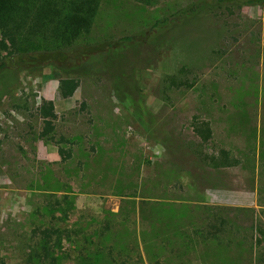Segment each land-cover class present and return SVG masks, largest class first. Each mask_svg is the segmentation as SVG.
Here are the masks:
<instances>
[{
	"label": "rangeland",
	"instance_id": "374dc122",
	"mask_svg": "<svg viewBox=\"0 0 264 264\" xmlns=\"http://www.w3.org/2000/svg\"><path fill=\"white\" fill-rule=\"evenodd\" d=\"M195 1L100 0L88 35L74 45L147 30ZM190 28L181 38L186 47L161 50L144 62L140 92L128 93L137 98L140 120L117 98L110 73L48 66L18 75L0 101V261L42 264L29 261L35 230L58 227L69 234L55 264H222L223 254L229 264H264V238L254 228L264 225V4L206 11ZM167 74L193 86L165 87ZM64 77L80 83L72 97L61 99L57 87ZM43 98L54 100L57 111L46 137L37 113ZM194 117L213 129L204 150L228 149L239 164L202 165L187 145L198 141ZM143 201L186 211L189 238L206 234L219 248L232 235L245 245L234 243L222 255L204 254L203 242L186 251L171 246L173 230L164 227L165 235L145 249ZM238 208L252 210L237 215ZM214 212L237 222L228 232L209 233L205 218ZM126 214L131 233L123 240L104 230ZM120 227L115 230H125ZM107 245L114 246L112 255Z\"/></svg>",
	"mask_w": 264,
	"mask_h": 264
},
{
	"label": "trees",
	"instance_id": "16d2710c",
	"mask_svg": "<svg viewBox=\"0 0 264 264\" xmlns=\"http://www.w3.org/2000/svg\"><path fill=\"white\" fill-rule=\"evenodd\" d=\"M99 2L100 0H0V101L18 81L20 73L42 71L48 66L57 67L63 72L81 69L84 72L87 71V74L110 73L113 79V91L117 98L130 111H134L136 118L140 120L137 98L128 97V93L140 92L137 76L144 71L142 67L144 62L150 64L155 61L156 55L161 50L167 48L174 50L177 46L186 47V44L181 42V38L188 35L191 25L206 11L225 9L230 12L234 5L264 4V0H196L189 6L157 20L147 30L118 39L92 44L84 42L75 46L74 43L79 38L83 39L88 35L97 14ZM180 71H185V68L182 67ZM79 83V79L75 77L59 79L57 87L59 97L61 99L72 97ZM164 85L165 87L169 85L190 88L193 83L178 74H167ZM56 112L54 100L43 98L37 107V113L43 123L39 133L41 137L52 133L53 120L57 117ZM192 130L198 141H190L187 145L203 166L218 169L239 164V159L228 149L219 148L211 152L204 150V146L210 143L214 136L210 121L194 117ZM59 150L65 152L61 148ZM170 209L159 208L151 201L142 202L139 218L142 224L146 222L148 225L144 231L141 230L145 249L150 247L152 239L165 235L162 231L164 232L166 227L173 230L169 241L171 246L174 248V245H181V248L186 251L193 250L196 245H201L203 242L204 254L222 255L220 253L228 252L234 243L237 246L245 245L244 241L236 239L234 241L232 235H228L225 243L219 242V248L206 241V234L201 239L189 238L187 227H185V221L190 219L187 212ZM237 210L238 215L252 209L238 208ZM64 214L67 213L64 211ZM127 214L121 222H106L104 230L113 231L123 240L124 236H128L130 232L125 225ZM205 219L210 227L209 233L212 234L228 232L227 229L237 222L223 218L218 212H214L212 218ZM191 221L194 222L193 218ZM157 223L162 225L158 226ZM116 227L125 230H115ZM241 227L237 225L238 231ZM254 228L260 239L264 238V225L258 223ZM194 231L196 236H204V228L197 226ZM206 231L208 232L207 229ZM35 233L39 236L31 250L29 261L55 264L57 259L55 251L61 247L64 236H68L69 233L58 227L36 229ZM212 234L209 236L213 238ZM107 246L108 255H112L114 246ZM122 253L128 255L127 251ZM222 259V264L231 262V259L224 254ZM0 264L6 263L0 261Z\"/></svg>",
	"mask_w": 264,
	"mask_h": 264
}]
</instances>
